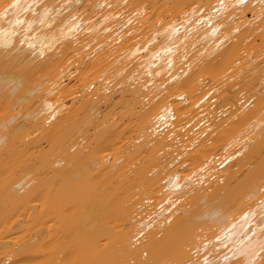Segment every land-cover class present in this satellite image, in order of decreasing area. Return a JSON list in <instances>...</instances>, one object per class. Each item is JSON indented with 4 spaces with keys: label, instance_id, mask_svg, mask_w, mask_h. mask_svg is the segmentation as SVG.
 <instances>
[{
    "label": "bare ground",
    "instance_id": "1",
    "mask_svg": "<svg viewBox=\"0 0 264 264\" xmlns=\"http://www.w3.org/2000/svg\"><path fill=\"white\" fill-rule=\"evenodd\" d=\"M158 1L0 0V264H264V0Z\"/></svg>",
    "mask_w": 264,
    "mask_h": 264
},
{
    "label": "rangeland",
    "instance_id": "2",
    "mask_svg": "<svg viewBox=\"0 0 264 264\" xmlns=\"http://www.w3.org/2000/svg\"><path fill=\"white\" fill-rule=\"evenodd\" d=\"M161 2H162V0H159V1H158V4L161 3ZM260 46H261V41H260L259 37H257L256 41L254 42L253 49H254V50H259ZM247 93H248V92H247ZM129 119H130V118H127L126 121H129ZM131 121H133V119H132ZM131 121H129V122H131ZM44 145H45V144H44ZM110 155H111V153H110ZM37 203H38V202H36L35 206L37 205ZM38 206H39V203H38ZM38 206H37V207H38ZM39 208H40V206H39Z\"/></svg>",
    "mask_w": 264,
    "mask_h": 264
}]
</instances>
